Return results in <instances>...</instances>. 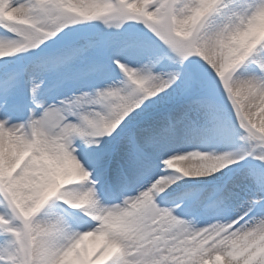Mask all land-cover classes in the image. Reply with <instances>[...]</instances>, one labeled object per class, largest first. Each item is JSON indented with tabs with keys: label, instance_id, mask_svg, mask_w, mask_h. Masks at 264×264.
<instances>
[{
	"label": "snow or ice",
	"instance_id": "obj_1",
	"mask_svg": "<svg viewBox=\"0 0 264 264\" xmlns=\"http://www.w3.org/2000/svg\"><path fill=\"white\" fill-rule=\"evenodd\" d=\"M0 264H264V0H0Z\"/></svg>",
	"mask_w": 264,
	"mask_h": 264
},
{
	"label": "bare ground",
	"instance_id": "obj_2",
	"mask_svg": "<svg viewBox=\"0 0 264 264\" xmlns=\"http://www.w3.org/2000/svg\"><path fill=\"white\" fill-rule=\"evenodd\" d=\"M180 164H181V165H185V164H186V162L182 161V162H180Z\"/></svg>",
	"mask_w": 264,
	"mask_h": 264
},
{
	"label": "rangeland",
	"instance_id": "obj_3",
	"mask_svg": "<svg viewBox=\"0 0 264 264\" xmlns=\"http://www.w3.org/2000/svg\"><path fill=\"white\" fill-rule=\"evenodd\" d=\"M187 163V162H186Z\"/></svg>",
	"mask_w": 264,
	"mask_h": 264
}]
</instances>
